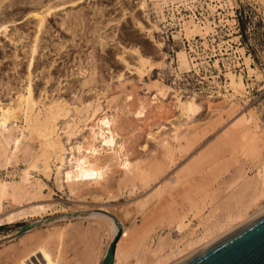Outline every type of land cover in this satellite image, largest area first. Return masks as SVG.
<instances>
[{
    "label": "rangeland",
    "instance_id": "1",
    "mask_svg": "<svg viewBox=\"0 0 264 264\" xmlns=\"http://www.w3.org/2000/svg\"><path fill=\"white\" fill-rule=\"evenodd\" d=\"M40 12L46 17L42 31L39 33L38 51L30 68L34 91L37 95L42 94L40 107H44V104L55 96H64L67 101L79 106L82 105L83 100H92L93 109H90L89 115H92L94 108L100 105L110 114L121 110L118 119L127 122L122 137L126 141L128 136L126 134H130L128 139L131 140H127L126 145L131 149L129 150L131 157L141 158L140 160L145 156L148 157V159L144 158L147 167L149 164H152L150 167H155V164L157 167V162L160 166L162 164L166 166L161 167L162 170L159 167L157 178L150 180L148 186L144 184L147 187H141L143 182L140 180H137L136 184L131 183L132 185L119 184L116 180H119L120 174L116 173L110 178L112 181L102 186L105 189L95 186L88 191L85 187L79 195H70L62 191L56 184L54 174L47 179L41 174L33 173L34 178L43 177L54 191L51 197L42 199L44 203L54 204L55 208L54 213L45 218L84 208L103 211L109 209L107 212L116 216L119 214L121 204L128 203L127 205L135 206L136 201L148 191L151 192L158 186L163 187L164 190L160 188L159 193L151 197L146 205L139 207L137 222L132 225L135 232L141 228V218L156 221L153 230L144 240L143 248L134 251L135 258L136 255L151 257L161 236L169 235L174 239L183 237L177 226L169 224L171 216L178 209L177 212L181 215L187 213L186 219L190 225L184 235H191L193 230L196 233L201 232L207 220L222 217L246 204L250 189L245 183L258 169H264V150L259 151L255 143L241 137V128L237 130L235 128L237 126L232 124L243 113L248 115L249 110L252 109L251 111L259 118L261 126L260 129L253 131L255 135L264 138V0H0V20L7 24V31L4 27L0 28V99L3 103L12 101L28 83L30 45L35 38L37 24L34 16ZM192 19L203 31L208 28L204 37L199 32L190 37L187 35L185 23ZM73 21L79 25H75ZM100 37L104 39L103 44L99 41ZM133 45H137L140 51L153 61L163 64L153 67L144 75L143 80L139 79L134 70L133 55L124 49V46ZM181 50L187 52L191 61L190 67L179 64L178 54ZM122 55L132 65H128ZM245 56L251 57V65L254 68L251 74L245 69ZM81 69H86L84 70L86 74L89 73L87 76L93 75V81L85 87H82L81 82L86 75ZM229 70L235 73L241 72L245 77L244 81L248 85L245 95L238 94L230 99L219 96V93L233 92L227 87L226 73ZM118 74H123V78H128L127 80L130 81L124 86L125 88L118 80ZM154 81H160L169 87L171 94L167 99L159 95V99L155 100L157 103H152L156 94ZM133 82L137 89L133 87ZM174 92L184 100L196 95L202 108L192 122V126H195L190 139H193L189 144L184 141L188 147L179 150L180 152L176 150L177 155L174 154L172 161L162 153L164 150L158 143L164 136L172 135L171 121L178 118L184 120V117L179 116L178 108L173 105ZM127 93H133L132 100L127 99ZM145 95L148 97V102L152 100L151 107L149 106L146 115L139 119L134 115V111L139 107L137 98ZM80 97L81 99H78ZM161 103L164 107L159 109ZM79 117L80 114L78 119ZM85 123L87 120L84 119L74 132L78 134ZM19 124H22V119H19ZM162 124L166 126L165 129L160 127ZM231 130L235 137L238 135L239 137L234 138ZM149 131L157 133L159 139H151L148 136ZM196 132L197 137L196 135L193 137ZM232 136L235 139L233 141ZM63 140L65 142L68 140L65 133ZM172 143L174 147H178V143L175 141ZM144 144L147 147L142 149ZM215 145L219 148L215 149ZM212 147L214 153L207 155L211 157L208 159L206 156V161H201L202 165L196 164L197 157L193 156L199 155L200 152L201 155ZM158 158L160 159L157 160ZM192 162L197 168L192 169L188 166V164L192 165ZM25 166L24 161H19L7 169L1 168L0 179L19 180V174ZM177 170L179 173L182 172L181 175ZM242 171L247 176L246 179L242 177ZM96 193L101 196L97 197ZM110 194L114 197L109 198ZM199 198H205V208L203 216L195 217L191 213L190 200ZM255 214L256 210L247 212L250 219H253ZM75 218L74 216L54 219L56 225H45L52 221L44 223L33 233L26 234L28 239L23 236L11 245L1 246L0 264H18L20 258L34 249L43 237L62 227L67 231L69 238L66 236V245H64L66 250L60 264H100L109 241L108 227L99 220ZM31 222L0 224V239L9 234H16L20 228ZM38 238L41 239L37 241ZM56 243L54 241L50 244L55 254ZM37 259L38 256H33L30 260L37 261ZM132 262L135 263L136 259Z\"/></svg>",
    "mask_w": 264,
    "mask_h": 264
},
{
    "label": "bare ground",
    "instance_id": "2",
    "mask_svg": "<svg viewBox=\"0 0 264 264\" xmlns=\"http://www.w3.org/2000/svg\"><path fill=\"white\" fill-rule=\"evenodd\" d=\"M45 17H46L45 15L43 14L41 15V12L40 14H35L34 16V18H36L37 20V24L35 23L36 24L35 38L30 45L29 61H28L29 80L26 87L24 88L23 91L20 92V94H17V97L15 98L12 97L13 98L12 101L8 103H3L2 100L0 99V169L1 168L7 169L10 165L19 161L22 162L24 161L26 163L25 168L22 169L21 174H19L20 176L19 180L10 181L7 179H0V224L7 225L13 223L15 224L18 222H24V221H32L31 223L38 222V224L29 227L19 235L9 234L3 237L2 240L0 239V247L3 245L4 246L6 245L8 246L9 244L11 245L16 240L18 241L19 239H22L23 236L31 232L33 233L34 230L41 227V225L44 223H48L52 221L48 224H45L50 226L55 224V222H53L54 219H58L60 217L75 216L76 217L75 219L85 218L89 220H99L108 227L109 241L102 256L103 258L107 251L108 245L110 241L113 239L114 234L116 233L117 230L116 224L112 219V217H110L105 213L95 212V211L82 213L84 210H88L84 208L82 210H79L80 213H78L77 215L63 214L60 216L55 215L49 218H45L47 215L54 213L55 208H54V204L52 205L51 203L49 204V202L48 203L42 202L43 201L42 199L51 197L52 193L54 192L53 189L47 184V182L43 180V177L48 179L51 175L54 174L56 184L62 191H66L70 195H77V194L79 195L82 192V190H84L85 187H87L88 191L92 190V187L95 186L96 188L97 186H100L103 189L104 187L102 186L108 183L111 180L110 178L116 173L120 174L119 180H116L117 182L119 181L118 182L119 184L121 183L136 184V181L140 180L141 182H143V185H141V187L146 185L148 186L150 180H153L154 177L157 178L156 176L157 171H160L161 167H166V166L162 164L164 162H161L162 164L161 166L160 163L157 162L158 164L157 167L158 168L160 167L159 169H157L156 164L154 162L155 165L154 164L153 165L156 168L150 167L152 164L151 165L149 164V166L147 167V165H145L144 163V160L148 159V157L146 156L144 157L143 155V157L146 158L144 159L142 157L143 160H140L141 158L134 159L131 157V154L129 152V150L131 149H128L129 146L127 148L126 145V141L131 140L128 139V136L130 134H126L128 135L126 141L122 137V131L124 127H127L126 125L127 122L125 123L124 120L121 121V119L120 120L118 119L120 117L119 116V113L121 111L120 109H119L120 111H116V113L110 114L109 112H106L104 108L100 105L94 108L92 115H89V111L93 107L92 100L89 99H88L89 101L83 100L85 102L81 101L82 105L79 106V105H73L71 102L67 101L68 99L66 100L65 98H63L64 96L63 97L55 96V98L48 101V103H45L44 107H40L42 94L37 95L36 92L34 91L32 79H31L32 72L30 68L33 64V60L35 59L36 52L38 51L39 33L42 31V28L44 26ZM77 18L78 17L76 16L75 19L77 20ZM73 23H75V25H79V23H76L75 21H73ZM6 25L7 24L2 23L0 25V28L4 27V30L7 31ZM185 29L189 37L198 32L201 33V35L204 37L205 33L208 32V28H206L207 29L206 31H203L201 26L195 23L193 19L185 23ZM103 40L104 39L100 37L99 41L102 44H103ZM124 49L125 51H129L133 55L132 57L135 59L133 65L134 70L139 76L140 80H143L144 75L148 74L153 67L163 65L162 62L153 61L150 57L144 55L140 51L137 45L135 46L133 45L130 47L124 46ZM121 57L123 58V60H125L128 63V65H132V63L127 59H125L123 55ZM178 57H179L180 65L182 64L186 67L191 66V61L186 51L181 50L178 54ZM244 59H245L244 62L245 69H247L251 74L254 71V68L251 65V57L245 56ZM81 70L82 73H85L86 75L85 78L83 77V80L81 82L82 87H85V85L93 81V77H92L93 75L89 77L87 76L89 73L86 74V71H84L86 69L84 70L81 69ZM123 77L124 75L120 74L118 76V80H120V83L124 87L130 81L127 80L128 78L126 79ZM226 77L228 79L227 87H230L231 91L233 90V92L231 94L229 93L230 95L219 93L220 95L219 94L218 95L220 97H224L225 99H230V97L235 98V96L238 94L245 95L248 85L246 84L247 82L245 83L244 81L245 77L241 72L235 73L229 70L226 73ZM132 85L137 89L135 83ZM107 86H109V84ZM146 86H148L147 83ZM153 86L154 88H156L155 89L156 91L154 92L156 94L153 97V101L151 100L152 103H157L155 102V100L159 99L158 98L159 95L164 97L163 99H167L168 95L170 96L171 92L169 91V87L160 83V81H154ZM174 93L175 94L173 99L174 100L173 105H175V107L178 108L180 112L179 116L184 117V120L178 118L175 121H171L172 135H168L166 137L164 136V138H162L163 137L162 136L161 137L162 139L158 143V145H160V147L164 150L162 153H165L166 157L170 158V160L172 161L174 160V154L177 155V153H175L176 150L181 151L183 149L185 150V147L186 148L188 147L184 144V141H186L189 144L193 139V138L190 139L191 134L193 133L192 129L195 126V125L192 126V122L195 119L196 115L198 114L199 110L202 108V105L199 103V100L197 99L196 95H193L189 99L184 100L179 96L177 92ZM146 95L144 97L139 96L137 98V100L139 101V107L134 111V115L139 119L146 115V111L150 106L151 101L150 102L147 101L148 97ZM136 96H138V94H136ZM78 99H81V97ZM127 99L132 100L133 93L128 94ZM128 104L129 103H127V106H129ZM209 106H211V104ZM163 107L164 106L162 104L159 106V109H162ZM234 107L236 106L234 105ZM123 110L122 113L124 112ZM251 110H249L250 112L249 114L247 113L248 115L243 113V115H241L233 124L232 123L231 124L237 126L235 127L236 129L237 128L239 129L240 127L242 130V134L240 136L243 137L244 139L247 138L249 139V141L255 143V145L258 147L257 149L259 151H262L264 150V138L255 135L253 131V129L255 131L260 129L261 127L260 120L256 116V113ZM79 114L81 115V117H79L78 119ZM19 119L20 120L22 119V124H19ZM84 119L85 121L87 120V123H85L79 130V133L76 134L74 132V129L77 126L79 128V123L81 121L83 122ZM160 127L165 129L166 126H163L162 124L160 125ZM128 131L130 132V130ZM231 132H232L231 135L232 134L234 135V132L232 130ZM63 133H65L68 136V140L66 142L63 140ZM196 134L197 132L193 134V137ZM148 136H150L151 139H156V138L159 139L157 137V133H153L152 131L148 132ZM235 136L236 135H234V138L239 137V135L237 137ZM234 138L232 136V141L235 140ZM172 141L178 143V147H174ZM128 142L130 143V141ZM218 143L216 145H218ZM146 144H144V146L142 145L143 147L142 149L147 147ZM216 145H215V149L218 147V146L216 147ZM213 149L214 147L210 148L208 151L205 150L206 152L202 153L201 155L200 152L199 155L197 154V156L196 155L193 156V157H197V161L195 160L196 164L202 165L201 161L202 162L206 161L208 157L207 155L210 153H214L212 152ZM210 157H208V159ZM159 159L160 158H158L157 160ZM196 164L193 165L192 162L193 166L189 164L188 166L192 167L193 169V167L197 168L195 167ZM184 167L186 168V166ZM184 167H183V172H184ZM199 168H201V166H199ZM33 173L41 174L43 177L34 178L32 176ZM170 173L171 172H169V174ZM177 173L181 175L182 172L179 173L178 171ZM178 174L176 175L179 178ZM242 177L245 179L247 178V176L245 175V173H243V171H242ZM168 180H169L168 182H170V179ZM166 182L167 181H165L164 183ZM174 182L172 183L175 184ZM159 184L157 183V185ZM245 184L246 187L250 189V196L246 204L242 205L235 211L228 212L222 217L211 218L207 220L206 222H204V227L202 231L199 233L193 232L194 231L193 230L191 235H184V232L189 227L190 223H187V219H186L187 213L181 215L179 212H177L179 210L178 209L175 212V214L171 216V221L169 224L170 226L171 225L177 226V230L181 234H183V237L180 239H174V238H170L169 235L161 236L159 238L157 247L151 254V257H147L145 255H141V256L136 255L135 258L134 251L138 250L139 248L141 249L143 248L144 240L147 237V235L150 233V231L153 230V226L156 223V221L155 220L149 221L148 219H144V218L142 220L141 218V223H140L141 228L139 229L138 227H135L136 229L138 228L135 232L133 230L134 227L132 228V225L135 222H137L139 207L141 206L142 208L144 205H146V202H148V200L151 197L157 195L160 191V188L163 187L158 186L151 192L148 191L147 194H145L144 196L141 197V199H138L136 201L135 206L134 204L127 205L128 203H124L126 205L121 204L119 206V214L118 215L116 214L117 216L116 218L121 224L122 231L116 242L113 264H178L182 262L184 259L193 255L194 253L210 245L217 239L223 237L224 235L230 233L231 231L237 229L241 225L250 221L251 219L247 216V212L249 211L251 212V210H256V214L254 218L261 215L262 213H264V205H262V199H264V169H258V171L255 172V174ZM144 189L145 188H143V190ZM45 190H48L47 193L44 192ZM96 196L99 197L101 195L96 193ZM108 196L109 198L114 197V195L112 194ZM190 202H191V208H190L191 213L195 217L203 216V212L205 208V198L190 200ZM106 211H109V209ZM251 216L253 217V215ZM86 217H90V218H86ZM66 236H67V231L63 227L51 232L47 237L42 236L43 237L42 240H40L42 238L40 236L41 238L37 239V241L38 240L40 241L38 243L36 242L37 244L35 248L31 249L29 253L27 252V254L24 257L20 258L18 264H60V261L62 260L63 255L65 253L64 250H66L64 247V245H66L65 242ZM26 238L28 239V237ZM54 241L55 243L57 242L56 254L52 251L50 247V244H52V242L54 243ZM33 256L35 257L38 256L37 261L30 260L31 257L33 258ZM134 259H136L135 263L132 262ZM28 260H30L31 262L29 261L30 262L29 263Z\"/></svg>",
    "mask_w": 264,
    "mask_h": 264
},
{
    "label": "water",
    "instance_id": "3",
    "mask_svg": "<svg viewBox=\"0 0 264 264\" xmlns=\"http://www.w3.org/2000/svg\"><path fill=\"white\" fill-rule=\"evenodd\" d=\"M102 212L114 220L117 230L110 241L107 251L100 264H113L116 242L121 234L122 227L116 216L103 210H84ZM80 211L66 213L77 215ZM60 216V214H57ZM38 222L28 223L20 228L16 235ZM178 264H264V213L251 219L237 229L217 239L210 245L194 253Z\"/></svg>",
    "mask_w": 264,
    "mask_h": 264
}]
</instances>
